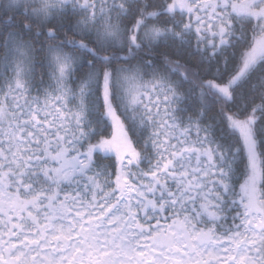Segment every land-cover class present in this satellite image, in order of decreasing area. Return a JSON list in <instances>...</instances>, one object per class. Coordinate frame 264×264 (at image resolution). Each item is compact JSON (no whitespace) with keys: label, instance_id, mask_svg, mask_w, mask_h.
I'll list each match as a JSON object with an SVG mask.
<instances>
[{"label":"snow or ice","instance_id":"snow-or-ice-1","mask_svg":"<svg viewBox=\"0 0 264 264\" xmlns=\"http://www.w3.org/2000/svg\"><path fill=\"white\" fill-rule=\"evenodd\" d=\"M0 264H264V0H0Z\"/></svg>","mask_w":264,"mask_h":264},{"label":"trees","instance_id":"trees-1","mask_svg":"<svg viewBox=\"0 0 264 264\" xmlns=\"http://www.w3.org/2000/svg\"><path fill=\"white\" fill-rule=\"evenodd\" d=\"M193 42H194V41H193ZM45 71H47V70H45ZM145 79H148V77H145ZM45 82L47 83V75H45ZM32 95H33V96L36 95L35 90H33ZM41 99H43V97H41ZM163 107H164V106L161 105V110H162V111H163ZM145 135H147V134H145ZM192 138L195 139V130H193V132H192ZM148 148H149V152H151V151H152V148H151V144H150V143H149ZM141 167H142V168H146L147 165L144 164V165H141Z\"/></svg>","mask_w":264,"mask_h":264}]
</instances>
